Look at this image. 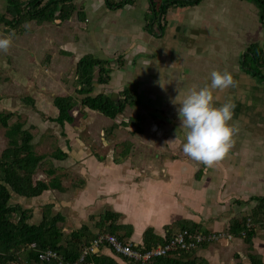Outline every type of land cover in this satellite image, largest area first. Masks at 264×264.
I'll return each mask as SVG.
<instances>
[{
  "label": "crops",
  "instance_id": "1",
  "mask_svg": "<svg viewBox=\"0 0 264 264\" xmlns=\"http://www.w3.org/2000/svg\"><path fill=\"white\" fill-rule=\"evenodd\" d=\"M50 1L0 0V34L13 37L10 49L0 52V117L11 115L8 122L12 119L11 124L14 121L21 124L22 130L17 133L19 140L24 131L34 135L28 127H38L39 131L51 129L50 136L60 143L53 153L44 155L35 151L34 140L31 141L33 153L44 158L39 166L47 160L50 164L45 172H39L38 166L34 179L60 183L64 188L62 191L52 188L40 196L43 198L41 207L44 210L49 207L51 217L61 216L57 226L63 234L62 243L70 246L81 243V232L89 229L97 233L98 222L116 225L125 241L141 247L147 241L151 246L166 241L183 227L191 226L204 234L227 233L214 243L202 244L191 259L207 264H235L234 259L238 264H264V220L255 224L250 242L229 233L235 220L249 218L251 210L259 205V199H264V138L256 133L257 126L264 129V86L253 83L254 75L248 67L241 69L242 61L248 66L249 49L254 45L264 49V0L261 3L255 0H159L158 5L155 0H59L73 11L69 19L48 21L36 17ZM251 1L254 5H250ZM233 11H257L261 25H250L248 20H242L244 27H237L232 22L243 18H231ZM210 18L211 23L203 30L202 25ZM217 22L229 27L234 35L247 33L249 36L239 43L244 55L236 66L240 70L232 72L235 84L228 89H216L222 95L220 104L228 100L235 102L231 121L235 127L242 119L239 106L243 110L245 99L239 105L238 95L245 83L248 116L234 136V149L212 166L183 152L186 130L181 127L178 104L172 101L166 100L170 122L167 117L165 125L160 126L153 119L141 127H136L134 120L133 123L127 122L128 119L122 122L121 114L111 118L83 104L86 96L78 92L81 85L77 72L85 57L91 55L114 64L107 66L108 83L99 81L96 67L90 96L111 98L113 94H120L123 99V91L134 82V92L139 90L136 97L139 104L149 107L156 98H163L157 97L153 77L172 80L166 87L178 84L173 80L178 77L177 68L172 67L178 56L163 60L158 48L176 42L209 45L211 39L216 47L223 39L215 36L219 35ZM129 43L131 48L127 52ZM142 55L147 56L141 58ZM121 57L123 64L115 67ZM166 66H170L169 74L165 73ZM261 70L264 75V67ZM255 79H262L259 83L264 85L263 78ZM15 96L22 102L15 103L10 98ZM63 97L74 99L70 123L58 121L60 111L56 100ZM132 106L128 104L125 110ZM16 113H20L18 118ZM22 115L29 116L30 126L27 119L20 121ZM235 121L239 124H234ZM0 129H5V137L0 134V146L6 144L0 148L3 155L11 140L8 128L0 123ZM56 153L63 158L55 157ZM253 166L258 169L257 180L252 178ZM53 171L56 174L52 175ZM62 171L64 179L70 177L65 182H61L64 174L59 173ZM47 178L52 180L47 181ZM256 182H259L257 188ZM40 202L39 197L26 199L17 194L10 200L11 205L28 211L30 222L34 224L43 220V213H36L35 205ZM20 216L18 212L12 219L17 221ZM37 220L39 222L35 223ZM232 248L245 250L247 257L237 253L231 256ZM16 255V259L0 264H36L28 259L25 249ZM97 255L129 264L108 247Z\"/></svg>",
  "mask_w": 264,
  "mask_h": 264
},
{
  "label": "trees",
  "instance_id": "2",
  "mask_svg": "<svg viewBox=\"0 0 264 264\" xmlns=\"http://www.w3.org/2000/svg\"><path fill=\"white\" fill-rule=\"evenodd\" d=\"M127 0L126 2H131ZM257 3H261L262 0H255ZM52 0L42 7L37 12L36 17L41 20H67L72 16L71 9H68L65 3ZM74 9V6L71 5ZM246 61L254 66L250 67L253 72L251 74H262L261 68L264 67V49L258 45H254L249 53L246 55ZM123 57L119 59V64H123ZM110 62L106 60L96 59L89 55L85 57L78 65L79 83L81 88L78 90L79 94L86 96L82 101L85 106H88L92 110H97L108 117L116 118L119 114H122L125 107L129 105L139 104V100L132 94L130 89H125L123 92L124 98L120 99L118 105L107 96L100 95L99 97L90 96L93 90V78L96 67L99 68V81L108 83L110 80L107 66ZM260 78L264 79L262 74ZM1 100V97H0ZM57 106L60 111L59 122H72L73 117L71 112L74 108V99L71 97L57 98ZM11 115H4L0 117V123L3 122L5 126ZM22 130L21 124H17L8 131L10 137V143L3 155H0V248L2 253L0 254V262L7 261L8 259L15 258L16 253L25 249L26 254L29 256L32 262L36 264H60L59 260H51L49 262L40 261L39 257L42 253H46L51 250L58 253L66 262L78 263L85 247H89L94 239L102 234L108 233L116 235L122 240L124 237L118 234L119 228L114 224L106 225L104 222H98L97 226L99 231L92 233L89 229H85L83 234V240L79 244L70 246L64 245L62 242L63 234L57 226V222L61 220V216L51 217V209L48 207L43 212V220L40 224H34L30 222V214L26 210H22L19 206H13L10 204V200L13 194L25 198H38L44 194V192L50 189L63 190L64 188L60 183L51 184L45 181H36L34 176L36 174V168H38L40 162L44 159L33 153L31 141L34 139L28 131L21 133V140L18 139L17 133ZM64 156L63 152H59ZM55 157L63 158L55 154ZM55 174V171L51 173ZM260 203L256 206L249 218H241L234 221L232 224L231 234L236 238H243L245 241L250 242L251 237L255 233V224L261 223L264 220V199H259ZM21 212L19 220H13V216ZM189 231L191 233L200 232L195 227L185 226L180 232ZM204 232V231H203ZM200 232V233H203ZM206 232V231H205ZM204 234V233H203ZM166 241H162L158 244H164ZM154 245V246H155ZM206 246V245H205ZM152 246L147 241L143 247L149 250ZM142 249L141 247H135ZM103 249V248H101ZM143 250V249H142ZM14 251V252H13ZM144 251V250H143ZM5 252V253H3ZM196 250L192 251H175L170 253L166 257H160L154 259L150 264H207L198 259H191ZM120 259L128 262L129 264H142L137 261L129 260L123 257L121 254L114 253ZM5 261V262H6ZM79 264H119V262L110 256H100L91 253L85 257Z\"/></svg>",
  "mask_w": 264,
  "mask_h": 264
},
{
  "label": "rangeland",
  "instance_id": "3",
  "mask_svg": "<svg viewBox=\"0 0 264 264\" xmlns=\"http://www.w3.org/2000/svg\"><path fill=\"white\" fill-rule=\"evenodd\" d=\"M252 2V1H251ZM157 3H159V0H155V5H158ZM247 5V4H244ZM250 5H254V3H250ZM160 6H158L159 9ZM234 13H231L230 17L233 18H239L242 17L243 19H237V21L235 20L234 22H232V24H234L237 27H244V25L241 23V21L245 20L250 23V25H253L254 23H259L261 25V21H260V16L259 13L257 11H248V13H244L243 11H233ZM227 14V12L224 14V16ZM223 19V18H222ZM208 23L202 25L203 30L206 29L209 24L211 23V18L207 19ZM137 25V24H136ZM216 32L219 35H215V36H219L222 37L223 39H221V42L214 47L212 45V39H211V44L209 45H201L200 43L196 42H188V43H181V42H176V43H171V45L169 47L167 46H162L160 48H158V52L161 54V57L163 60H166L167 57H177L178 59H174L176 61V65L172 66L173 69L174 67L177 68L178 71V77L177 79H173L174 81H177L178 84L176 85V87L174 86H168L169 83H171L172 80L170 81H166V79H163L161 77L159 78H155L153 77L152 79L154 80L153 83V88L157 89V97L162 96L163 98L161 99H157L154 100L153 102H151V106L149 107H141V104H137L134 107L132 106L130 109H126L125 112L121 115H119V118L122 120V122H124L125 120L128 119L127 122H131L133 123V120L137 122V126H142L143 123L146 124L147 122H149V120H153L156 121L160 126L164 123L165 125V118L168 117V121L170 122V117L171 115L168 114L167 115V101H172L175 97H177L179 95V91L181 92V98L184 95H187L188 92L193 89V88H200V87H205L211 84V72L213 70H220L223 71L224 69H227V71L235 72L236 70H240L237 66V64L239 65L240 61H241V57L242 55H244L243 53V48L241 46V44L239 43H243L246 38L248 39L249 36L247 33H238L236 35H234L229 27H224L220 22H217V28H216ZM212 35V34H211ZM156 40V37H155ZM261 40V39H260ZM259 40V41H260ZM236 43H238L237 45H235ZM163 45V43H162ZM227 45V46H226ZM175 47V50L173 49ZM131 46L130 43L127 44L126 49L127 52L130 50ZM146 57L147 55H142L140 56L142 57ZM111 65V63H110ZM109 65V66H110ZM118 65L119 67V60L117 62H115V67ZM248 66H245V64L241 63V69L243 68H249L250 67L254 68V66H252L251 63H247ZM111 66H114L111 65ZM166 74H169L170 72L168 70H170V66H166ZM251 70V69H250ZM172 72H174V70H171ZM251 72H253V70H251ZM262 74L258 73V75L254 76L253 79V83L256 86H264L262 84L259 83V80L262 81V79H255V78H260ZM165 78V77H164ZM207 79V80H206ZM206 80V81H205ZM205 81V82H204ZM69 82V81H68ZM204 82V83H203ZM203 83V84H202ZM243 88V91L241 92L240 95H238V104H241V100L245 99V104L242 110V107L239 106V110L242 113V116L240 119L241 122L240 124L235 121L234 124H239L237 126H235L236 130L240 132V129H242V126L245 124V120H247V116H248V112L245 113L246 111V106L248 105V88L246 86V84L244 83L243 86H241ZM253 85L250 87V89H252ZM128 89H130L132 91V94L134 92V90L136 91V86L135 83L132 82L130 84H128L127 86ZM255 89L257 90V88L255 87ZM139 90H137L138 92ZM214 91V97H215V103L216 104H220L219 100H222V95H220L219 93L216 92V89L213 90ZM253 91V90H251ZM137 92L134 94L137 96ZM253 96V95H252ZM9 98V97H8ZM7 98V99H8ZM12 99H14L15 103H20L22 102L20 100V98L18 96L15 97H10ZM160 98V97H159ZM163 99V100H162ZM144 101H146V99H144ZM146 108V109H145ZM9 113V111H7ZM253 112H256L253 110ZM252 112V114H253ZM21 113H24L23 111ZM82 111H80L79 114H81ZM259 113V112H257ZM10 114V113H9ZM20 113H16V116L18 118ZM20 121H25L27 119V124L31 123V120L28 116L26 115H22L20 116ZM130 120V121H129ZM254 120V119H253ZM121 122V123H122ZM12 123V119L6 123L7 126L4 125L3 122H1V124L5 127L8 128V130H6L7 132L12 129L14 126L17 125V121H14L13 124ZM123 125V124H122ZM133 125V124H132ZM29 130H32V132L34 131V148L35 151L38 154H51L53 153L56 148L59 146V142L57 141L56 138H54L53 136H50L51 133V129L49 130H40L38 127H28ZM5 130V129H4ZM3 129H0V134L1 137H5V134H3ZM133 131V130H132ZM237 131L235 133V135L237 134ZM141 133V132H139ZM256 133L259 137L264 138V129L260 126H257L256 129ZM3 146H6V144L0 146V148H3ZM234 149V147H232ZM159 165V164H158ZM39 172H45V170L47 171L48 167H50L49 164V160L47 161H43V163L39 166ZM254 169H252V178L253 179H258V169L256 166H253ZM60 170H57L56 172H58ZM55 172V174H56ZM59 174H64V171L60 172ZM64 176H62L61 178V182H65ZM261 178V177H260ZM52 179L47 178V181H51ZM259 187V182H256L255 188ZM254 188V187H253ZM15 195V194H14ZM27 199V198H26ZM43 199V198H42ZM41 197H39V202L42 201ZM43 202H40L38 205H35V207H37V211L36 213H39L42 215L44 209L43 207ZM34 207V208H35ZM33 208V209H34ZM249 209V208H248ZM252 212V210H251ZM39 220L35 221V223H38ZM232 229V228H231ZM226 231V230H225ZM231 230H229L230 233ZM227 233L223 232L222 235L225 236ZM229 235V234H228ZM239 242V241H236ZM233 246V245H231ZM0 248H3L2 245H0ZM2 250V249H0ZM241 250H234L233 248L231 249V256L234 257V254L237 253L238 256H245L246 255V251L244 250L241 254ZM245 252V253H244ZM2 252L0 251V254ZM235 264H238L239 261H237L236 259H234Z\"/></svg>",
  "mask_w": 264,
  "mask_h": 264
},
{
  "label": "clouds",
  "instance_id": "4",
  "mask_svg": "<svg viewBox=\"0 0 264 264\" xmlns=\"http://www.w3.org/2000/svg\"><path fill=\"white\" fill-rule=\"evenodd\" d=\"M12 44V34H0V52H7ZM210 75V85L193 88L182 98L179 91V95L172 100L173 104H178L177 112L181 127L186 130L183 152L207 166H212L229 153L235 142L234 136L237 131L231 123L236 106L235 102L228 100L218 105L215 103L213 91L214 89L223 90L233 86L235 84L234 76L227 70H213ZM141 248L145 250V248Z\"/></svg>",
  "mask_w": 264,
  "mask_h": 264
},
{
  "label": "built area",
  "instance_id": "5",
  "mask_svg": "<svg viewBox=\"0 0 264 264\" xmlns=\"http://www.w3.org/2000/svg\"><path fill=\"white\" fill-rule=\"evenodd\" d=\"M221 235L222 233L203 234L200 232L191 233L189 231H183L173 235L166 243L143 251L142 249L135 248L137 246L133 243L126 242L116 235L105 233L97 236L89 247H85L78 263L66 262L58 253L51 250L42 253L39 259L42 262L57 259L61 261L60 264H79L87 255L91 253L97 255L102 250L101 248L108 247L114 253L121 254L129 260L142 264H150L154 259L166 257L175 251H192L198 249L204 243H214Z\"/></svg>",
  "mask_w": 264,
  "mask_h": 264
},
{
  "label": "water",
  "instance_id": "6",
  "mask_svg": "<svg viewBox=\"0 0 264 264\" xmlns=\"http://www.w3.org/2000/svg\"><path fill=\"white\" fill-rule=\"evenodd\" d=\"M111 99L118 105V103H119V101L121 99V95L120 94H113Z\"/></svg>",
  "mask_w": 264,
  "mask_h": 264
}]
</instances>
